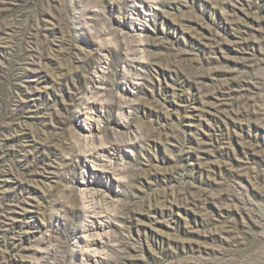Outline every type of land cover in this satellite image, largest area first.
<instances>
[{"label":"rangeland","instance_id":"obj_1","mask_svg":"<svg viewBox=\"0 0 264 264\" xmlns=\"http://www.w3.org/2000/svg\"><path fill=\"white\" fill-rule=\"evenodd\" d=\"M0 264H264V0H0Z\"/></svg>","mask_w":264,"mask_h":264}]
</instances>
